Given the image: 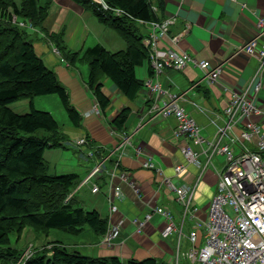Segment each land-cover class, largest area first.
<instances>
[{"label":"crops","instance_id":"crops-1","mask_svg":"<svg viewBox=\"0 0 264 264\" xmlns=\"http://www.w3.org/2000/svg\"><path fill=\"white\" fill-rule=\"evenodd\" d=\"M50 1L42 30L31 26L30 30L34 33L31 39L35 53L56 73L68 91L70 102L82 117L81 127H74L69 121L65 124V132H62L69 140V145L76 144L78 139L88 135L95 145L103 147L107 152L99 160L90 150L86 154L79 152L83 158L87 157L94 162V166L97 161L103 162V168L93 179L99 187L98 192L91 191V183L79 184L73 192L77 200L85 203L88 209H96L108 218V228L122 220L119 236L110 247L101 243V237L95 236L84 248L91 250L95 256L115 255L122 260L148 256L171 260L175 256L178 242L180 251L189 246L184 235L192 224V218L183 213L182 205L175 199V192L162 180L168 179L175 186L186 184L194 187L190 208L195 207L196 216L204 219L207 204L216 191L225 158L219 153L210 156V148L206 145L195 146L201 166L188 164L185 173L176 175L174 166L184 162L180 147L190 140L175 138L172 131L176 119L161 116L157 109L169 95H176L179 105L197 123L200 135L217 141L219 145L228 141V134L220 135L212 121L216 118L218 125L230 123L224 108L232 90L241 92L248 88L247 91L253 94L254 86L259 82L261 87L254 103L264 110V69L257 75L259 60L241 49L258 31L256 23L259 17H264V0H162L160 9L154 0L153 8L161 20L174 19L169 25L167 37L159 42V47L185 51L195 60H208L211 65H220L222 71L219 78L217 82L209 83L204 72L189 61L182 69L166 68L157 75L156 80L162 93L159 94L144 84L137 97L129 100L110 79L104 77L101 80L102 92L110 102L103 111L99 109L87 86L88 69L77 64L69 66L64 62L48 40L47 33L61 31L68 48L78 52L94 44H101L108 51L116 52L124 49L125 43L112 29L100 23L74 0ZM149 29L148 24L142 27L145 35ZM174 35H179L177 43L171 41ZM259 41L264 42V32ZM150 68L149 63L144 61L135 66V76L145 83L152 76ZM124 107L130 108V113L124 130L120 133H125L130 138L128 142L122 143L119 133L113 131L109 121ZM254 119L260 123L264 133V119ZM243 127L238 121L232 126L231 132L238 134ZM55 150H59L58 154L61 155L62 148ZM89 152L91 156L88 155ZM109 159L113 161L110 162ZM146 161L153 163L154 168L144 167L143 163ZM117 164L118 168L128 172L130 180L138 186L137 194L128 184L119 183L115 175ZM93 167L86 166L83 170L72 168L74 171L71 172L78 174L82 181ZM156 169L160 171L159 175ZM118 183L123 197L114 200L117 210L111 213L108 196L111 186ZM83 187L89 191L87 197L85 191L77 195ZM155 206H164L173 214L177 229L183 223L179 240L178 231L173 232L170 238L169 235H162L166 221L155 213L137 230L135 219L142 220Z\"/></svg>","mask_w":264,"mask_h":264},{"label":"trees","instance_id":"trees-1","mask_svg":"<svg viewBox=\"0 0 264 264\" xmlns=\"http://www.w3.org/2000/svg\"><path fill=\"white\" fill-rule=\"evenodd\" d=\"M74 1L112 29L125 43L124 49L111 52L101 44H94L78 52L68 48L61 31L47 33L48 40L69 66L77 62L86 64V83L101 111L110 102L102 92L104 77L129 100H134L144 86L135 76L134 68L148 62L142 27L149 21L161 20L153 8L154 0H103L106 8L93 0ZM156 2L160 9L162 0ZM50 3V0H0V264H174L173 259L153 256L122 260L115 255H88L69 250L59 241L47 244L51 250L49 257L43 252L27 251V257L22 259L11 243L10 237L13 235L17 242L25 228L44 234L51 229L79 234L88 227L99 238L108 229L107 217L96 209H86L77 200L73 191L80 184L79 175L51 174L44 159L47 149H68L70 143L54 116L35 109L32 98L55 94L74 127H81L82 120L66 87L35 53L26 30V25L42 30ZM114 9L122 12L118 15ZM25 98L29 99L27 112L11 108L12 103ZM129 113L130 108L124 107L109 121L115 132H123ZM84 138V145L74 144L78 151L83 152L84 147L98 160L102 159L107 153L103 147L95 145L88 135Z\"/></svg>","mask_w":264,"mask_h":264},{"label":"built area","instance_id":"built-area-1","mask_svg":"<svg viewBox=\"0 0 264 264\" xmlns=\"http://www.w3.org/2000/svg\"><path fill=\"white\" fill-rule=\"evenodd\" d=\"M93 1L100 3L104 8L107 7L103 0ZM114 12L119 15L122 11L114 9ZM173 20V18H167L147 23L150 29L143 37L142 43L148 51L152 76L144 84L151 90L162 93L163 90L156 80L157 75L166 68L182 69L189 61L204 72L209 83L217 82L222 71L220 65H211L208 60H195L185 51L159 47V42L167 37L169 25L173 23ZM19 24L23 25L22 22ZM256 29L258 30L256 35L241 49L259 60L258 75L264 69V42L259 41L260 35L264 32V17H259ZM178 39L179 35L171 37L174 43H177ZM260 87L261 84L257 82L253 94L247 91L248 88L241 92L231 91L229 101L224 108V113L230 119L227 125H218L216 118H213L212 122L216 126V131L223 136L228 134V141L222 145L200 135L197 123L179 105L176 95H169V98L157 109L161 116H171L176 119V125L172 131L175 138L190 140L189 143L180 147L184 162L174 166L176 175L185 173L188 164L201 166L195 146L206 145L210 148V156L219 153L225 158L224 166L219 172L216 191L208 202L204 219L196 216L195 207L190 208L194 187L186 184L175 186L168 179L162 180L175 192V199L182 205L183 213L189 214L192 218V224L184 235L189 246L184 251H180V244L177 243L174 264H178L181 256L189 259L192 264H264V133L261 131L260 123L254 119L255 117L264 119V110L254 103ZM238 121L244 127L238 134H233L232 126H235ZM119 136L122 143L129 141L130 137L125 133H119ZM246 142L251 143V146H247ZM76 144L84 145L85 138L78 139ZM88 155L91 156V152ZM143 166L149 169L154 168L153 163L149 161L144 162ZM102 168L103 162L97 163L80 181V185L91 183V191L98 192L99 187L93 179ZM156 171L159 175L160 171L158 169ZM115 175L119 183L128 184L136 194L139 192L138 186L130 180L128 172L118 168V164L115 167ZM119 183L111 186L108 196L111 213L117 210L114 200L123 197ZM153 213L162 216L166 221L162 235L165 237L178 231L179 240L183 223L177 229L173 214L164 206H155L144 215L142 220L135 219L137 230L151 219ZM121 225L122 220H119L109 227L101 243L110 247L113 240L119 236ZM27 255L28 252H25L24 257Z\"/></svg>","mask_w":264,"mask_h":264},{"label":"rangeland","instance_id":"rangeland-1","mask_svg":"<svg viewBox=\"0 0 264 264\" xmlns=\"http://www.w3.org/2000/svg\"><path fill=\"white\" fill-rule=\"evenodd\" d=\"M18 1V0H16ZM15 19V18H14ZM28 26H26L27 28ZM28 34H30L29 38H32L34 33L30 30V27L26 29ZM77 66H82L84 69L87 68L86 64L77 62ZM29 99H20L10 106L13 110L24 113L29 110ZM32 103L35 109L43 110L50 112L56 121L59 123L61 130L65 132L66 127L65 124L69 123V118L67 113L62 107L60 99L55 94H48L42 96H35L32 98ZM43 133L42 131L39 132ZM247 146H251V143L246 142ZM76 145V144H75ZM75 145H69L68 149H62L61 155L56 152L55 149L46 150L44 153V159L49 165L48 172L51 174H60L62 172H71L75 170L84 169L86 166L93 167L94 162L89 161V158H83L81 154H79L78 147ZM82 148V147H81ZM83 152L86 154V148H82ZM98 163V161H97ZM76 172V171H75ZM106 186V185H105ZM83 191L87 192L86 197L89 195V191L86 187H83L77 195H81ZM85 199V198H84ZM86 201V200H85ZM84 207L88 209L87 205L83 203ZM208 206V204H207ZM95 235L91 232L88 227H85L84 231L79 234H71L65 232L63 230L51 229L47 234L34 232L31 228H25L23 233L20 236V239L15 242V237L12 235L11 243L16 246L18 249V253L20 254V258L24 259V255L26 251L35 253H44L46 256L51 255V250L47 248L48 243L59 241L63 245H65L69 250L76 249L79 250L83 254L92 255L93 252L91 250H86L84 248L85 245H88L93 241ZM98 238V237H97ZM96 238V239H97ZM170 238V235H169ZM44 246V247H42ZM46 247V248H45ZM44 248V249H43ZM43 249V250H42ZM181 251L182 248H181ZM178 264H192L189 259L186 257H180Z\"/></svg>","mask_w":264,"mask_h":264}]
</instances>
